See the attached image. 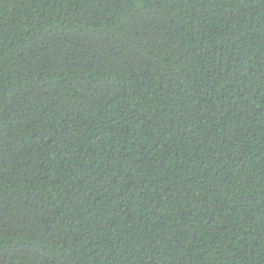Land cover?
<instances>
[{"label": "trees", "instance_id": "1", "mask_svg": "<svg viewBox=\"0 0 264 264\" xmlns=\"http://www.w3.org/2000/svg\"><path fill=\"white\" fill-rule=\"evenodd\" d=\"M0 264H264V0H0Z\"/></svg>", "mask_w": 264, "mask_h": 264}]
</instances>
